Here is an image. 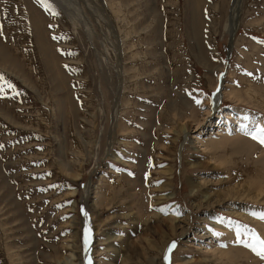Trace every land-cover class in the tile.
I'll use <instances>...</instances> for the list:
<instances>
[{
	"label": "rangeland",
	"instance_id": "rangeland-1",
	"mask_svg": "<svg viewBox=\"0 0 264 264\" xmlns=\"http://www.w3.org/2000/svg\"><path fill=\"white\" fill-rule=\"evenodd\" d=\"M55 1L0 0V264H264V0Z\"/></svg>",
	"mask_w": 264,
	"mask_h": 264
},
{
	"label": "bare ground",
	"instance_id": "bare-ground-1",
	"mask_svg": "<svg viewBox=\"0 0 264 264\" xmlns=\"http://www.w3.org/2000/svg\"><path fill=\"white\" fill-rule=\"evenodd\" d=\"M55 1V0H54ZM59 1V2H58ZM56 2V1H55ZM67 2H66V0H57V3H55V4H58L59 6L60 5H62L63 4V6H64V4H66ZM68 3H69V1H68ZM239 3H240V1L239 0H233L232 1V5H231V9H230V12H229V14H228V24H227V32H228V34H229V36H233V34L235 33V31H236V29L238 28V19H239V17H240V6H239ZM62 7V6H61ZM65 7V6H64ZM66 8V7H65ZM105 18V17H104ZM85 20V19H84ZM83 23H85L84 21H83ZM87 23V22H86ZM87 25V24H86ZM85 25V26H86ZM230 37V38H231ZM231 41V40H230ZM121 77H122V75H121ZM122 83H123V80H122V78H119V84H120V86H119V91H120V87H121V85H122ZM118 91V92H119ZM218 94H220L219 92H218V89H217V92H216V95H218ZM118 95V94H117ZM219 96V95H218ZM225 115H226V118H231V112H226L225 113ZM224 115V116H225ZM221 117V116H220ZM216 134H218V133H216ZM111 136V135H110ZM110 141H109V146H108V148H110L111 146H112V144H113V138H111L110 137V139H109ZM210 142V141H209ZM208 142V143H209ZM244 147V146H243ZM246 149H248L249 150V147L247 146V148ZM250 151V150H249ZM191 186H192V188H197L198 186L195 184V183H191ZM199 188V187H198ZM198 188L196 189V190H198ZM88 190V189H87ZM86 190V196H87V191ZM198 207H200V205L198 204ZM91 238V237H90ZM89 248V247H88Z\"/></svg>",
	"mask_w": 264,
	"mask_h": 264
},
{
	"label": "snow or ice",
	"instance_id": "snow-or-ice-1",
	"mask_svg": "<svg viewBox=\"0 0 264 264\" xmlns=\"http://www.w3.org/2000/svg\"><path fill=\"white\" fill-rule=\"evenodd\" d=\"M45 7L50 8L51 6L45 2ZM8 87H13L11 84L8 85ZM2 91V89H0ZM199 103V101H197ZM252 138L258 140L259 143L264 144V129H257V132L255 134H252ZM264 218V217H262ZM253 241L254 243L249 244L248 247L252 248L254 252H256L257 255L264 258V240H260L255 234H253ZM85 248L87 249L88 243L90 242V235L88 231L85 232ZM175 247V242H173L168 251L171 252L172 248ZM165 259H168V256H165ZM88 264H91V261H88Z\"/></svg>",
	"mask_w": 264,
	"mask_h": 264
}]
</instances>
